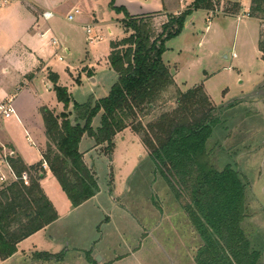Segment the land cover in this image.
Returning <instances> with one entry per match:
<instances>
[{
  "label": "rangeland",
  "instance_id": "rangeland-1",
  "mask_svg": "<svg viewBox=\"0 0 264 264\" xmlns=\"http://www.w3.org/2000/svg\"><path fill=\"white\" fill-rule=\"evenodd\" d=\"M44 1L55 10L50 27L61 44L59 51L48 50L46 56L52 72L58 75L56 85L65 87L75 103L105 98L113 75L106 65L111 43L130 35L123 22L126 16L153 10L157 0ZM215 1L216 11L211 15L195 11L186 18L181 33L165 43L162 61L171 67L181 88L203 86L211 103L221 111L220 122L206 144L209 158L216 170L231 167L241 175L246 186L248 216L242 229L250 246L264 261V56L258 51L259 33L264 27L263 22L245 16L242 2L237 21L235 17L223 16L224 9H231L230 1ZM25 6L16 1L0 6V86L8 89L21 82L19 73L28 69L23 48L14 42L16 38L20 40L24 28L15 15L26 13ZM73 6H78L80 13L68 22L66 16ZM151 22L159 31L158 21L151 17ZM80 63L94 68L91 78L81 68L78 71ZM41 78L37 75L32 84L23 83L13 90L14 107L21 123L14 118L0 121V136L27 163H37L29 170L33 178L44 173L38 163V152L45 143L41 109L46 107L58 113L63 108L55 89L45 86ZM174 96V89L165 93L163 99L167 101L157 102L156 110L144 118L139 115L142 123L145 125L166 108H173L174 100L169 99ZM235 103L238 104L226 109ZM99 123L97 114L92 127L97 128ZM26 133L33 145L27 142ZM111 145L107 154L105 146H95L83 136L79 149L86 165L95 172L98 191L76 208L51 174L41 179L57 219L43 232L21 243L20 252L12 259L0 264H87L88 255L95 263L102 258V264H127L118 257L134 248H139L140 254L136 263L128 264H174L171 246L184 252L188 238L184 226L167 224L166 216L176 197L159 174H154V166L133 132L125 129L117 133ZM2 168L6 180L11 181L8 167L4 164ZM34 253H63L64 260L40 261ZM115 258L118 259L112 260Z\"/></svg>",
  "mask_w": 264,
  "mask_h": 264
},
{
  "label": "trees",
  "instance_id": "trees-1",
  "mask_svg": "<svg viewBox=\"0 0 264 264\" xmlns=\"http://www.w3.org/2000/svg\"><path fill=\"white\" fill-rule=\"evenodd\" d=\"M215 2L194 0L178 15H169L159 31L153 28L151 16H126L123 22L130 35L110 45L108 61L117 79L103 99L75 103L65 87L56 85L58 76L49 72L48 79L64 111L56 115L46 107L41 109L46 138L42 160L76 208L98 191L95 172L85 165L79 152L82 137L92 139L95 146H105L109 154L113 136L129 128L200 239L195 263L257 264L259 253L251 248L241 228L246 186L231 167L216 170L206 147L220 122L221 111L211 103L201 85L185 92L178 90L162 61L165 43L181 33L186 18L195 11L213 13ZM230 7L222 13L237 16L239 3L231 2ZM247 16L263 22L264 27V0H250ZM258 51L264 54V31L259 33ZM172 89L175 96L169 100L173 99L175 106L144 125L139 115L144 118L154 112L157 102ZM70 104L72 110L67 111ZM97 114L100 123L94 129L92 120ZM9 166L18 179L0 189V261L12 257L21 241L57 219L54 206L40 187L41 175L30 176V169L19 158L10 159ZM23 173L29 178L27 186L19 180ZM34 256L46 262L64 260L63 253ZM86 259L95 263L90 255Z\"/></svg>",
  "mask_w": 264,
  "mask_h": 264
},
{
  "label": "crops",
  "instance_id": "crops-1",
  "mask_svg": "<svg viewBox=\"0 0 264 264\" xmlns=\"http://www.w3.org/2000/svg\"><path fill=\"white\" fill-rule=\"evenodd\" d=\"M12 1H16L20 4H26V6L23 7L24 8L23 12H26V13H22L20 15H15L16 20H18L19 24H22L24 28L21 32L22 37L20 38V40H19V38H16L14 42H15L17 47L23 48V52L26 54V56H25L26 62H27L26 66H28V69L19 73L18 76L22 77L23 80H21V82H19V83H15V85L12 88L8 89L7 87H4V86L1 87L0 86V104L7 101V100H11L12 106L14 108V115L8 119L14 118L16 122L21 123L19 114H17L16 109L14 107L16 94L14 93L13 90H16L17 86L22 85L23 83L26 85L32 84L33 80L37 77V75L42 76L41 79L43 80V84L45 86H47L49 89H51L53 87L52 86L53 84L49 81L48 74H49V72H51V73H54V72H52V69L50 68L49 61H47L46 56H47L48 50H51L52 52L53 51L54 52L59 51L61 49V44H60V41L58 40L57 36L53 33V31L50 27L51 26V24H50L51 20H53L55 18V10L51 7V5H49V3L45 2L44 0H25V1H21V2H20V0H0V6L1 5H3V6L4 5H10ZM57 1L63 2V1H67V0H57ZM193 1L194 0H157V3L155 4L153 10L136 12L133 15H129V16L135 17V16L148 15V16L154 17V19L158 21V24L161 25L164 22H166L169 15H178L179 13H181L182 11L187 9V7H189ZM227 1L237 2V3L242 2V10L246 9V13H245V16H246L248 9H249L250 0H243V1H241V0H227ZM44 11L50 12L52 14L50 19H48V20L42 19L41 14ZM197 12H199L201 14H203V13L210 14V15L212 14V12H207V11H197ZM79 13H80L79 7L73 6L71 8V10L68 11L67 16H66V20L68 22L74 21L75 17L77 15H79ZM70 16L72 17L71 20H69ZM223 16H226V15H223ZM226 17H232V18L235 17V19L237 21L240 19L239 17L236 18V16H226ZM247 18H249V17H247ZM207 22H209V19H207ZM205 30L208 33L210 31V27L207 26L205 28ZM89 32H90V30L87 29L86 33L88 34ZM199 33H201V32H199ZM22 43H24V44H22ZM64 50L67 54H69L68 47H65ZM110 51H111V48L109 50V54H110ZM109 54H108V57H109ZM261 55L264 56V54H261ZM58 60L61 61L62 58L58 57ZM85 64L86 63H80V65L78 67V71H80L79 69L81 68V71L86 75V77L91 78L93 71H94V68L91 67V64H87V65H85ZM107 64L110 67L108 58H107L106 65ZM164 64L169 68L170 73L173 76V80H174L176 88L178 90H180L181 92H185L187 89L181 88L182 86H180L178 84V82L174 78V72H172L171 67L167 63H164ZM110 69L113 72V75L111 74L112 72L110 73L111 75H110V79H109L110 85L112 86L117 79V75L112 70L111 67H110ZM23 74H26V75L23 76ZM54 74H56V73H54ZM89 81L93 82L94 80L89 79ZM111 86H110V88H111ZM62 107H63V105H62ZM71 108H72V104H70L67 111H71L72 110ZM63 111H64V109L62 108V110L58 113H61ZM53 113L56 115L58 114L54 111H53ZM8 119L0 118V121L8 120ZM42 123H43V120H42ZM43 129H44V124H43ZM127 129H129V128H127ZM44 135H45V129H44ZM26 140L31 145L34 144L32 139L29 137V135L27 133H26ZM45 144H46V138H45V143H44L43 149L39 150V152H38V154L40 156V160L38 163H40V166L44 162L42 160V151L45 149ZM0 146H3L6 150L12 151L14 153L13 154L14 157L11 159L19 158L28 169L32 168L34 165L37 164L36 162L35 163H27L24 160L23 155L21 153H18L16 151L15 147L2 136H0ZM143 149L145 150L146 155L148 156L146 149L144 147H143ZM79 152H80V149H79ZM80 153L82 154L83 161L86 165V162L84 160V153H82V152H80ZM152 164H153V162H152ZM3 165L4 164H1V166H0V174H2V175H4L1 172V169L3 170V168H2ZM153 166H154V164H153ZM47 173L51 174V172L48 169V166L46 169H44V173L40 174L41 179L44 178ZM154 174H155V167H154ZM11 176L13 177L12 174H11ZM51 176H52V174H51ZM4 177L6 178L5 175H4ZM41 179L39 180L40 187H41ZM14 181H16V180L13 177V179L9 182L7 180L4 182H0V189H2L3 187L9 185L10 183H12ZM42 190L44 192L43 188H42ZM44 194H45V192H44ZM171 196H172V194H171ZM169 210L168 211L170 213L168 214V216H166L167 224H170L173 226L182 225L187 229V232H188V235H187L188 238L186 240L187 243H185V247H184L185 251L184 252L179 251L177 246H171L170 250H172V252H173L172 256L174 257L173 262H174V264H196L194 258H195V254H196L198 248L201 245L200 239L198 238L196 232L194 231V229L190 225V223L186 217V214L182 210V208H181V206H180V204L176 198L172 200ZM247 218H248V216H246V214H245V218L241 223V228H243L242 226L244 225V222ZM160 224H161V221L159 220L158 225H160ZM47 228H48V226L46 228L36 232L35 234L31 235L30 237L26 238L25 240L36 236L37 234H39L40 232H43ZM152 231H153V229H152ZM243 232H244V230H243ZM149 233H151V231H149ZM245 235H246V233H245ZM25 240L21 241L18 244L17 252L12 257H10L4 261H0V263H4V262L12 259L15 255H17L18 252H20L19 251L20 244L23 243ZM157 246H159V248H161L160 243H158ZM251 248L254 250V248L252 246H251ZM139 254H140L139 248H136V249L134 248L131 250L130 253H127L126 255L118 257V258H123V261L127 264L129 262H135L136 263ZM92 256L93 255H91V257ZM118 258H115L112 260H117ZM40 261H42V260H40ZM85 261L88 264V260L85 259ZM99 261H101V264L103 263L102 258L99 259L98 262ZM98 262H96V263H98ZM257 264H264V261L262 260L261 256H259Z\"/></svg>",
  "mask_w": 264,
  "mask_h": 264
},
{
  "label": "built area",
  "instance_id": "built-area-1",
  "mask_svg": "<svg viewBox=\"0 0 264 264\" xmlns=\"http://www.w3.org/2000/svg\"><path fill=\"white\" fill-rule=\"evenodd\" d=\"M20 1H24V0H20ZM52 16V14L50 12H42L41 17L44 20H48L50 19ZM247 16V14H246ZM248 17V16H247ZM71 16L69 17V20H71ZM235 55H233L232 57H234ZM14 115V108L12 106V102L11 100H7L3 103L0 104V118L2 119H8L11 116ZM14 153L10 150H6L3 146H0V166L1 164H5L9 171L11 172V174L13 175V177L15 178V180H17L18 178L15 177L13 171L11 170L10 166H9V159L13 158ZM42 169H46L47 168V164L45 162L42 163L41 165ZM19 180L25 185L27 186L29 184V178L28 175L26 173H23L21 175V177L19 178ZM6 181V178L4 177V175L0 174V182H4Z\"/></svg>",
  "mask_w": 264,
  "mask_h": 264
}]
</instances>
